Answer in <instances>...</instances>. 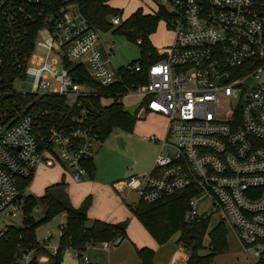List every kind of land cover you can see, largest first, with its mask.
Masks as SVG:
<instances>
[{"label": "built area", "instance_id": "2783aa9c", "mask_svg": "<svg viewBox=\"0 0 264 264\" xmlns=\"http://www.w3.org/2000/svg\"><path fill=\"white\" fill-rule=\"evenodd\" d=\"M151 1L168 12L173 39L158 50L147 83L128 93L139 92L140 111L162 115L168 124L152 169L117 182L115 189L131 188L146 204L192 192L186 218L216 216L245 253L254 249L252 264H264V0ZM0 22V95H57L77 110L57 121H41L14 103L0 111L2 219L23 213L18 180L31 177L42 161L65 163L76 183L87 175L83 161L93 156L94 141L102 140L85 103L97 95L96 86L111 87L140 66L112 68V45L104 44L76 0H0ZM121 22L119 15L110 16L112 26ZM42 31L49 36L41 39ZM75 65L95 86L77 82L71 74ZM6 66L13 77L4 83ZM42 128L47 133L38 135ZM143 138L158 141L155 134ZM122 240L115 235L72 250L88 264V252L109 250ZM31 251L14 256L32 264ZM180 254L176 251L168 264H185Z\"/></svg>", "mask_w": 264, "mask_h": 264}, {"label": "trees", "instance_id": "16d2710c", "mask_svg": "<svg viewBox=\"0 0 264 264\" xmlns=\"http://www.w3.org/2000/svg\"><path fill=\"white\" fill-rule=\"evenodd\" d=\"M80 13L89 23L101 31H106L112 25L109 23L110 16L119 15L122 12L118 8L110 6L112 0H76ZM170 18L163 7H159L152 14L143 13L137 9L129 17L125 18L114 32H120L127 39L137 42L140 48L139 72H124L121 81L108 88L97 87V95L88 99L89 101V122L101 130L100 139L104 140L114 129L124 132H131L136 122V115L128 116L123 112L124 105L121 98L134 91L137 86L147 83V69L158 60L156 48L151 43L153 35L162 20ZM1 29V22H0ZM135 63L130 66H135ZM71 74L76 77L77 82L95 86L89 78L85 69L81 66H73ZM4 83L13 77L12 67L6 66L1 70ZM5 87V86H4ZM2 87V89H4ZM101 98L112 99L109 105H102ZM14 103L22 106L26 112L40 116L43 120H55L61 114L68 115V119L77 113V110H69L65 97L57 95H26L21 96L15 93H4L0 95V111L8 109ZM59 126V125H58ZM38 135L47 133V128L36 129ZM87 169V175L93 177L95 165L90 157L83 161ZM32 177L18 180V191L24 199V210L26 216L22 226L9 225L7 230L0 235V264H14L15 253L19 250L26 251L33 247L40 253H46L50 258V264H60L61 253L65 248L82 249L87 242L99 243L102 240H109L115 235L125 237V229L128 220L119 223H109L100 219H94L90 223L87 218V208L90 204V197H87L80 207H74L69 199L67 182L64 176L50 186L46 187L44 193L38 196V201L44 206L43 217L33 219L30 214L37 204L32 195H26L25 189L32 180ZM192 192L182 190L166 195L158 201L146 204L141 200L131 206V210L137 220L148 231L157 244L161 245L179 232L177 243L188 252L185 264H210L213 257L228 249L227 228L219 222L208 230L209 217L198 216L192 220L186 218L187 200ZM65 215V221L60 225L59 246L54 254L36 241L35 229L41 223L48 221L54 215ZM209 238V252L199 253L203 249V239ZM140 259V264H153L154 249L148 246L135 247Z\"/></svg>", "mask_w": 264, "mask_h": 264}, {"label": "rangeland", "instance_id": "374dc122", "mask_svg": "<svg viewBox=\"0 0 264 264\" xmlns=\"http://www.w3.org/2000/svg\"><path fill=\"white\" fill-rule=\"evenodd\" d=\"M162 3L169 11L171 10V5H168L165 2ZM110 6L118 8L122 12V21L139 8L142 9L145 14H152L157 11L156 5L153 4L151 0H112L110 2ZM109 19L110 17L108 20ZM116 28L117 26H111L106 31L100 30L101 39L104 44L112 45L113 47L111 57L112 68L116 70L127 67L132 63L137 65L141 57L140 48L137 42L130 41L120 32H114ZM48 36L49 33L47 31H42L39 35L41 39ZM150 39L151 43L156 48V54L158 56V50L168 46L173 39L172 30L169 28V21L162 20L159 23L156 32L151 35ZM14 89L17 91L21 90L20 81L15 82ZM141 99L142 97L139 92H132L123 96L121 98V102L124 106H128L141 102ZM107 103V101H103V104ZM167 124L168 120L166 117L159 114L145 112L136 118L134 128L131 132L114 129L104 140L94 141L93 163L95 165L96 180L106 181L108 184H111L112 181L122 179L125 180L131 176L148 173L153 167L154 160L159 151V140L163 138ZM118 134L123 136L124 148L120 147L117 142ZM151 134H155L158 141L151 142L149 139L143 138V136H149ZM59 164L61 165V163ZM39 166H41V169H37L32 181L25 189L26 195H32L37 200V204L30 214V216L35 220L43 217L45 212L44 206L38 201V194L45 190L44 187L47 183H49V181L57 179L55 174H57L58 171L60 172V168L57 164L53 166H46L44 161H42ZM66 167L67 165L62 163V168L66 169ZM86 179H89L88 175L84 176L80 182ZM69 190L74 195V199H76L77 196L80 197L81 194H83L84 187L79 186L78 184H71L70 182ZM127 190V188H124L123 191L118 194L124 196ZM138 200V193L135 190L130 191V195L125 198V202L131 206H134ZM207 203H209L208 200L202 203L200 210ZM22 205H24L23 197ZM25 216V210H23L22 214L15 217H5L0 219V231L5 223L17 227L22 226ZM208 217V230H210L219 223V220L214 215ZM64 221L65 216L63 214H57L48 221L41 223L35 229L36 241L39 244L43 243L42 245L46 244L50 251H52L55 247H58L60 237L59 228ZM178 235L179 232H176L171 238L161 245L154 242L155 253L153 264H168L176 251H179L181 253V259L186 261L188 252L183 249L179 243H177ZM46 237H49V240L46 241ZM227 241L228 249L215 255L210 264H252L256 261L254 249L249 248L248 252L245 253L242 246L229 230H227ZM127 245L129 244L123 238L122 242L118 246L112 248L118 250L117 255L115 254L113 259L108 261L106 254H100L96 262H98V264H140L138 259L132 260L129 256V249ZM203 245L205 247L200 249L199 253H208V236L204 237ZM133 250L135 255L138 256L134 247ZM88 253L91 255V251ZM31 255L32 263L34 264H50L49 256L42 254L37 250L31 251ZM14 264L21 263L15 259ZM60 264H83V262L81 258L74 255V251L71 248H65L61 253Z\"/></svg>", "mask_w": 264, "mask_h": 264}, {"label": "crops", "instance_id": "0c3cea01", "mask_svg": "<svg viewBox=\"0 0 264 264\" xmlns=\"http://www.w3.org/2000/svg\"><path fill=\"white\" fill-rule=\"evenodd\" d=\"M103 101H107L108 103L103 104ZM111 102H112V99H106V98L100 99V103L104 106L109 105ZM145 112H147V111H144V110L140 111V108H138L134 112V115H136V118H138L141 114H143ZM92 158H93V156H92ZM55 164H57L58 167L60 168V172L58 171V173L55 174L57 179H55L56 181L54 179L52 181H49V183H47V185L44 187V189L46 187L50 186L51 184L59 181L61 179V177L64 176L65 181L67 182V191L69 194V199H70L71 204L74 207H80L82 205V203L84 202V200L87 197H90V204H89L87 211H86L89 223L94 219H100V220H103V221H106L109 223H119L121 221H124L125 219L128 220V225L125 229L124 239L129 244V245H127V247L129 249V256L132 258V260L138 259L139 263H140V259L138 256L135 255L133 247L139 248L142 246H148V247H151L152 249H155L154 242H156V241L152 238V236L148 233V231L143 227V225L134 216V214L131 210V205H129L128 203L125 202V198L130 195V191H132L133 189L125 187L128 189L126 194L124 196L119 195L118 193H120V192L115 189V184L121 180L112 181L111 184H108L106 181H97L95 174H94L95 176H93L92 178L88 176L89 179H86V180H83L82 182L76 183V182L72 181L71 176H70V172H69L67 167H66V169H63L62 164L60 165L58 162ZM37 169H41V166H38L36 168V170L33 174V177H34ZM70 182H71V184H78L79 186L84 187L83 194H81L80 197L77 196V198L74 199V195L69 190ZM43 193H44V191L42 193L38 194V196H41ZM42 244H41V246H42ZM43 247L45 249H47L49 253H52V254H54L53 251L57 249V247H55L52 251H50L46 244H44ZM112 248L109 250H104L102 248H97V249L95 248L94 250H91L90 256H92V257H91L90 263H88V264H98V262H96V260L100 254H106L108 261L110 259H113L114 258L113 256L115 254L117 255L118 250L112 249ZM42 254L47 255L46 253H42ZM32 264H34V263H32Z\"/></svg>", "mask_w": 264, "mask_h": 264}, {"label": "water", "instance_id": "95a60500", "mask_svg": "<svg viewBox=\"0 0 264 264\" xmlns=\"http://www.w3.org/2000/svg\"><path fill=\"white\" fill-rule=\"evenodd\" d=\"M140 103H136L134 105H128V106H124L123 108V112L125 114H127L130 117L134 116V112L139 108ZM85 108L88 109L89 108V104L85 103ZM117 142L119 144L120 147L124 148V140H123V136L121 134L117 135Z\"/></svg>", "mask_w": 264, "mask_h": 264}]
</instances>
